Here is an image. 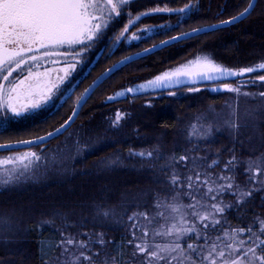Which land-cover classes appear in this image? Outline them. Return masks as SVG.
Wrapping results in <instances>:
<instances>
[{"label":"trees","instance_id":"trees-1","mask_svg":"<svg viewBox=\"0 0 264 264\" xmlns=\"http://www.w3.org/2000/svg\"><path fill=\"white\" fill-rule=\"evenodd\" d=\"M219 7V15L193 17L186 29L230 18L242 10L241 0H216L212 10L218 11ZM196 55H208L234 69L264 61V7L258 4L251 16L234 25L174 43L126 64L95 89L76 121L61 136L38 147L0 152L35 150L48 160L59 162L28 187L0 188V264H42L43 253L50 252L61 232H103L107 240L114 242L105 251L116 254L128 236V217L145 210L154 213L157 194L161 200H170L174 195L166 182L168 176L160 170L173 154L207 156L208 163L219 159L220 167L212 169L219 173L234 151L241 161L234 173L236 182L242 188L252 187L242 162L264 153V100L258 96L264 91L261 82L229 81L234 87L242 82L246 85L239 96L215 91L219 84H207L196 86L199 92L183 87L175 89V96L163 91L105 103L115 90ZM103 70L94 69L89 81H83L80 88L84 89ZM244 92L257 95L244 96ZM229 105L238 106L239 122L246 125L238 136L223 125V117L231 110ZM117 110L123 115L113 126ZM70 111L71 108H64L46 119L10 126L0 134V143L44 134L62 124ZM200 116L206 117L202 123H212L214 127L207 140L199 138L191 128ZM142 151H153L154 156L159 154L162 159L135 154ZM179 171L183 174L187 170L180 165ZM256 188L246 204L239 209L232 207L226 214L233 225L238 223L237 217L246 223L255 216L264 218V188ZM222 199L236 203L231 195ZM105 210L110 211L107 217L103 215ZM129 251L124 249V264H131Z\"/></svg>","mask_w":264,"mask_h":264},{"label":"snow or ice","instance_id":"snow-or-ice-1","mask_svg":"<svg viewBox=\"0 0 264 264\" xmlns=\"http://www.w3.org/2000/svg\"><path fill=\"white\" fill-rule=\"evenodd\" d=\"M130 3L131 0H0V129L4 130L0 134L7 131L10 122L33 117L40 109L63 97L65 92L72 91L69 78L86 53L122 15H127L129 19L119 35L115 36L116 42L129 39L126 33L142 16L175 13L180 17L175 27H179L184 22L183 18L189 17L195 7L190 3L181 8L157 7L137 15L133 20L131 13L126 11ZM258 4L264 7V0H246V6L245 0H241L242 10L237 15L221 20L219 24L193 28L179 37H172L171 41L189 38L193 33L209 34L221 25L243 21L256 11ZM160 27L172 29L174 26ZM139 31L141 35L133 32L130 39L141 40L142 34L152 29L145 27ZM171 41H163L162 44L167 46ZM155 47L145 49V52H153ZM131 59L125 57L119 63L124 64ZM115 69L116 64L103 75L111 78ZM262 72L264 61L234 69L217 63L208 55H198L174 70H166L145 83L107 97V101L126 94H139L147 88L167 89L171 96H175V89L180 87H187L189 92H199L200 88L196 85L202 82L218 83L215 91L239 96L241 88L246 85L242 82L234 87L227 82V78L256 74L255 79L264 87ZM103 82L95 81L93 86L85 89V93L76 98V108L81 103H87L90 94ZM242 94L257 95L249 92ZM258 96L264 100V91ZM228 107L231 110L223 117V125L231 134L238 136L246 125L239 122L238 106ZM76 108L55 132L17 143L38 147L37 142L43 143L56 134H62L76 115ZM122 115L117 110L113 126L121 121ZM205 119L204 116L197 117V123L191 128L199 138L207 140L212 136L214 127L212 123L201 122ZM192 135L190 131L189 136ZM15 148L13 144L0 145V150L14 151ZM135 154L142 158L162 159L159 154L154 156L153 151ZM44 159L46 157L42 154L33 151L0 158V185L12 184L30 173L35 174ZM240 163L233 151L223 162L221 171L214 173L213 167H220L219 159L208 163L207 156L173 154L166 164L160 166V170L168 176L166 182L174 195L170 200H161L157 194L154 213L145 210L128 217V236L116 254L105 251L114 242L107 240L103 232L77 235L61 232L60 239L50 246V252L58 250L59 255L44 252L42 264H124L121 257L125 248L130 249L127 254L131 264H264V218L255 216L246 223L242 217H237L238 223L233 225L226 215L232 207L239 209L246 204L253 191L257 190L256 185L264 188V153L242 162L251 188H242L236 182L234 173ZM180 165L187 170L186 173L179 171ZM225 195L235 197V205L225 203L222 199ZM185 200L188 202L185 203ZM103 215L109 216L110 211H103Z\"/></svg>","mask_w":264,"mask_h":264},{"label":"flooded vegetation","instance_id":"flooded-vegetation-1","mask_svg":"<svg viewBox=\"0 0 264 264\" xmlns=\"http://www.w3.org/2000/svg\"><path fill=\"white\" fill-rule=\"evenodd\" d=\"M215 1L216 0H131L130 6L126 11L131 13V18L133 20H135L137 15L148 12L157 7L181 8L188 3L194 5L195 7H193L189 17L183 18L184 22L181 23L179 27H175L178 19H180V17H178L175 13H159L150 16H142L141 20L130 26L129 32L126 33V35L129 36V39L116 42L115 36L119 35L120 31L123 30L129 19L127 15H122L86 53L82 63L77 67L73 76L69 78V83H71L72 86H75V90L71 94H68L69 92H65L63 97L55 99L53 103L40 109L33 117L21 119L19 121L30 123L38 119H46L58 112L60 109L71 108L72 110L76 101L74 97H78L80 92L83 90L80 88L81 83L83 81H89L91 72L94 69H106L108 66L128 54L142 50L170 36L195 28L192 27L186 29L189 21L193 17L203 14L206 15V17L209 15H219L221 7H219L218 11L212 10ZM214 22L217 21H213L212 23ZM161 25H172L174 27L172 29H167L160 27ZM145 27L151 28L152 31L144 32L141 40L130 39L133 32L141 35L139 30L144 29ZM260 74H264V72ZM255 77L256 74H250L232 81H257ZM69 96L71 97L70 99ZM65 100L67 101L66 103Z\"/></svg>","mask_w":264,"mask_h":264},{"label":"water","instance_id":"water-1","mask_svg":"<svg viewBox=\"0 0 264 264\" xmlns=\"http://www.w3.org/2000/svg\"><path fill=\"white\" fill-rule=\"evenodd\" d=\"M148 12H149V11H148ZM237 14H238V13H237ZM237 14H236V15H237ZM234 16H235V15H234ZM228 19H229V18L224 19V20H228ZM220 21H221V20H220ZM220 21H217V22H214V23H210V24H219ZM238 22H240V21H237L236 23H238ZM236 23H235V24H236ZM207 25H208V24H207ZM232 25H234V24H232ZM229 26H231V25H221L220 28H225V27H229ZM199 27H201V26H199ZM195 28H198V27H195ZM220 28H219V29H220ZM192 29H193V28H192ZM192 29L186 30V31H184V32H190ZM184 32H181V33H184ZM181 33L176 34V35H173V36H170V37H168V38H165V39H163V40H161V41H159V42H157V43H155V44H153V45H151V46H148V47H146V48H144V49H142V50H139V51H137V52H134V53L128 54V55H126V56L120 58L119 60H117L116 62H114V63L111 64L110 66H108L106 69H104V70H103V71H102V72H101V73H100L95 79H93V80L91 81V83H90L89 85H87V86H86V87L80 92V94H79L78 96H80L81 94H84V93H85V89H89L90 86H93V84H94L95 81H98V80H103V81H105L107 78H106L103 74H105V73L107 72V70H108L109 68H111L112 65H114V64L117 65V69H115L113 73H115L117 70H119L120 68H122L123 66H125L126 64H128V63H130V62H132V61H135V60L141 59V58H143V57H146V56H148V55H150V54H153V53H155L156 51L161 50V49H163V48H165V47H167V46H170V45H172V44H174V43H177V42H180V41H183V40H186V39L192 38V37H194V36H197V35L203 34V33H200V34H195V33H193V35H192L191 37H189V38H182V39H178V40H175V41H171V38H172V37H179V36L181 35ZM163 41H171V42H170L167 46H165V45L162 44ZM154 45H155L156 47H155V49L153 50V52H150V53L145 52V49L153 48ZM137 53H139V55H137ZM197 56H198V55H197ZM200 56H202V55H200ZM125 57H131L132 59H131L130 61H125L124 64H120L119 62H120L121 60H123ZM195 57H196V56L191 57V58H189L188 60H186L185 62H182V63L176 64V65H174L173 67L165 68L164 70H162V71L156 73L155 75L151 76L150 78H148V79H146V80H144V81H141V82L135 83V84L130 85V86H125V87L119 88V89L115 90L113 93L109 94L107 97L112 96V95H115V93H117V92H119V91H122V90H125V89H127L128 87H132V86H135V85H138V84H141V83H145L146 81H148V80H150V79H153L156 75L161 74V73H163V72L166 71V70H174V69H176L177 67H179V66L185 64L187 61H190V60L194 59ZM113 73H112V74H113ZM248 75H250V74H245L244 76H241V77L227 78V82L232 81V80H235V79H237V78H243V77L248 76ZM207 84H218V83H213V82H202V83H200V84H198V85H196V86L207 85ZM72 88H73V90H72V91H69L68 94H71V93L75 90V89H74L75 86H72ZM96 88H97V87H96ZM96 88H95V89H96ZM180 88H183V87H180ZM163 91H168V90H167V89L153 90V89H151V88H147V89L143 90L142 92H140L139 94H126V95L123 96V97H118V98H117L116 100H114V101H107V97H106V99H105V103L118 102V101L125 100V99H127L128 97H137V96H141V95L152 94V93H159V92H163ZM92 94H93V93H91L90 95H92ZM106 101H107V102H106ZM85 104H86V103H81L80 107H79V108H76V101H75V103H74V105H73V107H72V110H71V112H70V114H69L68 117L72 116V112H73V109H74V108H76V115H75V116L73 117V119L70 121L69 125L66 126V129L62 130V134L65 133V132H66V131L72 126V124L76 121V119H77V117H78V115H79L81 109L83 108V106H84ZM68 117L66 118V120L68 119ZM64 122H65V121H64ZM64 122H63L62 124H64ZM60 125H61V124H60ZM60 125L57 126V127H55L54 129H52V130H50V131L44 133V134L39 135V136H47V133H49V132H55V129L59 128ZM62 134H56V135L52 136L51 138L45 140L43 143H40V142H37V143H38L39 146H40V145H43V144H46V143L50 142L51 140H53V139H55V138H58V137L61 136ZM37 137H38V136H36V137H32V138H29V139H22V140H18V141L36 140ZM18 141L7 142V143H0V145H2V144H13V145H16L15 150L29 149V148H32V147H36V145H23V144H18V143H17ZM4 151H6V150H0V152H4Z\"/></svg>","mask_w":264,"mask_h":264},{"label":"rangeland","instance_id":"rangeland-1","mask_svg":"<svg viewBox=\"0 0 264 264\" xmlns=\"http://www.w3.org/2000/svg\"><path fill=\"white\" fill-rule=\"evenodd\" d=\"M224 1V0H223ZM197 56V55H196ZM194 57V56H192ZM191 58V57H190ZM189 58H186V59H183L182 61L176 63V64H179V63H182V62H185L186 60H188ZM174 64V65H176ZM173 65V66H174ZM171 66V67H173ZM169 68V67H167ZM164 70V69H163ZM77 96H75L74 98L76 99ZM74 99V100H75ZM27 122H20V121H12L10 122L8 125H7V128L10 127V126H14V125H20V124H25ZM2 130V129H0ZM30 151H33L35 152V150H30ZM29 152V151H27ZM19 153H25V152H11V153H5V154H0V158H5V157H8V156H13V155H17ZM44 156V155H43ZM58 161L57 160H48V158L42 160L40 162V167L39 169L35 172V174H29L28 176L26 177H21L19 181L15 182V183H12V184H8V185H0V188H8V189H21V188H24V187H28L29 185L37 182L39 179H41L42 177H44V174L45 172H48L50 171L54 166L58 165Z\"/></svg>","mask_w":264,"mask_h":264}]
</instances>
